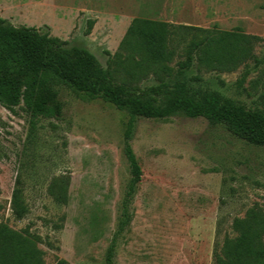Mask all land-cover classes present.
<instances>
[{"label":"rangeland","instance_id":"obj_1","mask_svg":"<svg viewBox=\"0 0 264 264\" xmlns=\"http://www.w3.org/2000/svg\"><path fill=\"white\" fill-rule=\"evenodd\" d=\"M0 18L85 49L103 69L134 19L259 37L260 68H192L180 81L197 97L214 93L264 113V0H0ZM178 34L171 68L191 39ZM134 82L142 89L157 79ZM50 84L62 106L58 119L32 125L22 105L0 106V223L35 236L44 264H105L113 243L114 264H212L215 246L235 237L233 221L254 206L264 211L263 148L202 118H139L130 144L142 178L119 233L131 180L123 153L128 116L56 80ZM60 177L69 178L65 206L48 194ZM16 181L29 210L20 221L10 210Z\"/></svg>","mask_w":264,"mask_h":264},{"label":"trees","instance_id":"obj_2","mask_svg":"<svg viewBox=\"0 0 264 264\" xmlns=\"http://www.w3.org/2000/svg\"><path fill=\"white\" fill-rule=\"evenodd\" d=\"M180 32L190 34L191 39L183 45L182 61L171 68ZM261 42L263 39L239 31L185 26L173 29L164 23L134 19L117 53L109 59V66L103 69L85 49L66 48L64 42L46 32L14 28L0 18V106L10 111L22 105L32 125L40 118L58 119L62 106L50 84L56 80L91 101L101 100L127 114L123 153L131 180L118 225L120 233L130 222L127 206L142 178L130 144L137 119L202 118L210 126H220L234 138L264 149L263 112L248 110L214 93L197 97L185 81H180L192 68L231 73L241 67L248 69V63H252L253 69H258L262 62L254 55V48ZM149 75L157 79L156 85L142 89L134 85L135 80ZM171 78L175 80L165 81ZM260 78L264 84V70ZM68 185V177L53 180L49 196L65 206ZM20 186L16 181L10 201L11 214L17 221L29 212ZM231 228L235 237L215 246L212 264H264V211L250 208L233 221ZM37 240L27 230L14 231L0 223V264H44ZM105 264H114V243L107 250Z\"/></svg>","mask_w":264,"mask_h":264}]
</instances>
